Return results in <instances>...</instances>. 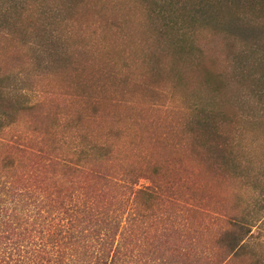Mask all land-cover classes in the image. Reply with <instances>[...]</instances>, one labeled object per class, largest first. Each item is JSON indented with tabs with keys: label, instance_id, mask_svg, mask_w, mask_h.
Masks as SVG:
<instances>
[{
	"label": "rangeland",
	"instance_id": "obj_1",
	"mask_svg": "<svg viewBox=\"0 0 264 264\" xmlns=\"http://www.w3.org/2000/svg\"><path fill=\"white\" fill-rule=\"evenodd\" d=\"M166 1L0 0L13 10L0 28V115L13 122L0 208L36 188L127 212L133 198L113 184L129 174L159 187L137 201L130 264H264V53L240 56L241 39ZM95 143L109 157L80 161ZM238 230L247 248L232 253Z\"/></svg>",
	"mask_w": 264,
	"mask_h": 264
},
{
	"label": "trees",
	"instance_id": "obj_2",
	"mask_svg": "<svg viewBox=\"0 0 264 264\" xmlns=\"http://www.w3.org/2000/svg\"><path fill=\"white\" fill-rule=\"evenodd\" d=\"M16 1L18 3L19 0ZM166 2L169 3V0ZM173 2L182 4V10L190 15L188 17L192 23H200L216 31L220 29L229 41L241 39L240 56L264 53V44L259 40L264 36V0ZM225 10L233 12H229V19L220 21L223 18L221 13ZM11 11L13 10L0 11V28L3 27V19ZM162 12L160 11L161 15L166 13ZM239 42H236L237 45H240ZM3 113L0 115V131L13 125V122H9L11 116L7 112ZM200 121L199 125H207L208 117ZM84 146L79 149L81 146L78 144L75 148L79 149L77 155L80 161L87 163L93 159L109 157L106 143ZM66 166L70 167L67 164ZM128 175L123 174L122 180L113 184L120 194L130 193L132 196L133 200L127 212L121 206L111 210L110 205L104 209L100 202L85 192L73 194L69 200L58 202L39 198L36 188H29L32 189L30 193H24L19 188L14 190L15 207L12 213L7 215L5 208H0V264H130L126 235L137 224L141 215L137 201L142 196L155 198L158 196L159 187L150 180L154 186L151 189H135L139 179L137 177L138 180H132L133 177ZM97 176L107 178L105 174L104 177L101 174ZM239 231L242 230L229 236L228 248L232 253L237 249L239 251L247 248V245H241L244 239L240 237Z\"/></svg>",
	"mask_w": 264,
	"mask_h": 264
}]
</instances>
